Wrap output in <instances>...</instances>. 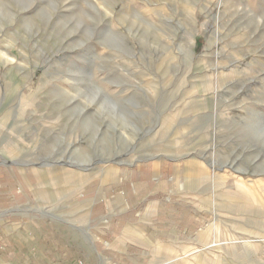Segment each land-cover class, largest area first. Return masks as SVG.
<instances>
[{
    "label": "rangeland",
    "instance_id": "rangeland-1",
    "mask_svg": "<svg viewBox=\"0 0 264 264\" xmlns=\"http://www.w3.org/2000/svg\"><path fill=\"white\" fill-rule=\"evenodd\" d=\"M0 154L51 209L160 166L201 226L150 264H264V0H0Z\"/></svg>",
    "mask_w": 264,
    "mask_h": 264
},
{
    "label": "crops",
    "instance_id": "crops-1",
    "mask_svg": "<svg viewBox=\"0 0 264 264\" xmlns=\"http://www.w3.org/2000/svg\"><path fill=\"white\" fill-rule=\"evenodd\" d=\"M159 167H119L51 209L39 201L37 173L0 154V264H150L155 250L201 226ZM178 259L173 251L171 264Z\"/></svg>",
    "mask_w": 264,
    "mask_h": 264
},
{
    "label": "bare ground",
    "instance_id": "bare-ground-1",
    "mask_svg": "<svg viewBox=\"0 0 264 264\" xmlns=\"http://www.w3.org/2000/svg\"><path fill=\"white\" fill-rule=\"evenodd\" d=\"M73 181H74V180H73ZM237 182H238V181H237ZM238 185H239L240 190L246 192L250 197H253V198L256 199V196H255L256 194L251 193V191L249 190L248 186H246V185L243 183V181H239V182H238ZM75 186H76V185H75ZM221 195H222V194H221ZM225 197L227 198V197H231V196H230V194H226ZM223 198H224V197H223ZM221 201H222V202H220L219 205H226V202H227V201H225V200H223V199H221Z\"/></svg>",
    "mask_w": 264,
    "mask_h": 264
},
{
    "label": "built area",
    "instance_id": "built-area-1",
    "mask_svg": "<svg viewBox=\"0 0 264 264\" xmlns=\"http://www.w3.org/2000/svg\"><path fill=\"white\" fill-rule=\"evenodd\" d=\"M76 264H87V263H85L84 261L79 260V261L76 262Z\"/></svg>",
    "mask_w": 264,
    "mask_h": 264
}]
</instances>
